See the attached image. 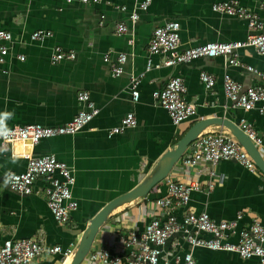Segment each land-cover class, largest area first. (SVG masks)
Wrapping results in <instances>:
<instances>
[{
  "label": "crops",
  "instance_id": "0c3cea01",
  "mask_svg": "<svg viewBox=\"0 0 264 264\" xmlns=\"http://www.w3.org/2000/svg\"><path fill=\"white\" fill-rule=\"evenodd\" d=\"M136 1L141 0H102L87 4L78 0L72 3L0 0V30L12 34L7 42L8 52L0 62V112H14L8 127L66 123L81 108L76 100L81 90L89 91L99 108L78 133L44 138L34 147V154H54L73 169L72 191L78 207L64 226L55 222L47 207L41 179L34 183L37 193L20 194L8 187L7 174L25 169L26 161L20 156L25 150L23 145L15 143L10 149L0 147V243L7 238H33L48 247H66L71 243L76 247L98 210L142 182L162 155L172 149L195 122L203 119L218 117L237 125L245 118L262 138L258 149L264 159L263 115L255 108L245 111L233 106L222 88V76L228 72L244 87L258 85L264 89V82L258 76L242 67L229 65L226 56L201 57L189 63L167 66L165 54H148L153 29L166 21H179V49L182 50L210 41L244 39L249 33L245 20L213 12L211 3L216 0H151L147 10L138 11V18L131 23L129 15ZM238 1L256 12L264 22V7L261 6L264 0ZM119 22L127 25L128 32L115 33V25ZM38 29L50 30L52 36L40 42L32 41L30 34ZM55 45L73 51L75 58L52 64L50 55ZM106 53L109 54L107 62L103 60ZM119 53L127 56L122 64L123 72L114 77L111 63ZM20 55L23 60L18 58ZM149 58L152 65L146 69ZM238 59L264 71V55L251 47L240 49ZM201 70L214 77L210 89L199 79ZM131 73H143L136 101L130 90ZM172 76L183 79L187 100L196 110L193 117L178 125L171 122L167 111L152 97V92L162 89ZM128 112L135 115L136 125L109 136L108 131L118 126ZM203 131L232 134L219 124H211ZM14 157H19L15 163ZM181 157L167 177L146 195L122 203L108 214L90 249L101 246L114 253H124L118 235L139 231L151 218L162 214L154 200L166 194L168 179L197 182L201 187L190 193L185 207L174 211L178 218L188 211H205L210 218L221 221L234 219L242 213L239 227L247 226L253 219L264 225V173L256 165L254 171H249L234 160H221L212 167L214 175L210 176L209 163L185 167ZM209 183H212L211 188L207 186ZM201 236L209 237L205 233ZM188 249V244L174 235L167 240L159 264H173L175 258ZM192 254L195 264H259L255 257L243 259L234 251L195 247ZM69 262L70 259H62L60 254L44 253L32 264ZM81 264L100 263L84 259Z\"/></svg>",
  "mask_w": 264,
  "mask_h": 264
},
{
  "label": "built area",
  "instance_id": "2783aa9c",
  "mask_svg": "<svg viewBox=\"0 0 264 264\" xmlns=\"http://www.w3.org/2000/svg\"><path fill=\"white\" fill-rule=\"evenodd\" d=\"M72 3L73 0H63ZM80 3H99L102 0H78ZM151 0L134 2L129 15L131 23L138 18V11L147 10ZM264 7V2L261 3ZM123 10L125 6L121 7ZM211 10L216 13L234 16L245 20L249 30L244 39L233 41H210L180 50V23L178 20H169L156 26L148 42V54H165V65L172 66L178 63H189L201 57H228V64L239 66L252 72L264 82V71L239 61L238 51L244 47L253 48L258 54L264 55V22L258 14L239 3L238 0H216L211 3ZM128 32L127 25L119 22L115 25V33ZM52 36L46 29H38L30 34V39L35 42L43 41ZM12 39V34L0 30V62L8 52L7 42ZM133 38L130 43H133ZM126 54L119 53L111 63V75L118 76L123 72L122 64ZM23 60V56H18ZM73 51H66L61 46L55 45L50 55L52 64H60L66 59H74ZM104 61H109V54L103 55ZM152 65L151 59L147 61L146 69ZM143 73H131L130 90L132 99L139 97L138 84ZM199 79L207 89L214 85V77L201 70ZM222 88L225 97L235 107L245 111L256 109L264 117V89L262 86L244 87L232 79L228 72L222 76ZM186 85L180 76L170 77L162 89L152 92V97L158 105L164 108L174 125L193 117L195 107L187 100ZM76 100L81 107L76 115L62 125L45 126L40 123L16 125L10 128L7 138H0V147L10 149L15 143H21L24 151L20 154L25 159V169L11 171L7 174L8 187L20 194L37 193L34 183L41 179L44 183L43 192L46 197L47 207L59 225H66L70 214L77 209L78 201L73 195L72 186L75 183L73 169L66 162L59 160L54 154H34V147L44 138L58 135H74L78 133L99 112V108L91 99L89 91L81 90L76 94ZM137 123L132 112L126 113L118 126L111 128L108 135L120 133ZM238 128L244 132L256 146L262 143L251 122L241 118ZM264 130V125L262 126ZM186 153L181 157L185 167H198L201 164H210L209 175H214L212 167L221 160H234L249 171L255 170L251 156L233 134L227 132L203 131L190 143ZM212 187V183L207 185ZM197 182L182 183L168 179L166 181V194L154 200L155 205L161 209V215L151 218L139 231H128L118 235V241L125 250L124 253H114L110 248L97 247L89 249L84 259L100 264H159L163 248L168 239L179 235L189 246L188 251L177 256L173 264H195L192 249L205 247L211 250L234 251L239 257L246 259L255 257L259 264H264V225L253 219L245 227H239L242 213L234 219L215 221L205 211L185 212L178 218L174 211L185 207L192 191L199 190ZM202 233L209 237L201 236ZM71 243L66 247L53 245L48 247L33 238L4 239L0 243V264H32L44 253L60 254L62 259H71L75 252ZM91 248V247H90Z\"/></svg>",
  "mask_w": 264,
  "mask_h": 264
},
{
  "label": "water",
  "instance_id": "95a60500",
  "mask_svg": "<svg viewBox=\"0 0 264 264\" xmlns=\"http://www.w3.org/2000/svg\"><path fill=\"white\" fill-rule=\"evenodd\" d=\"M211 124L224 125L227 129H229V131L236 137V139L242 144V146L251 156L255 165L264 173V159L258 149V146L254 145V143L248 137H246L244 132L240 130L236 124L218 117L197 121L190 127V129L172 149L166 151L162 155L154 169L142 182H140L129 192L118 196L98 210V212L90 220V223L83 230L69 264H81L87 252L89 251L100 227L106 221L108 214L116 206L146 195L155 184L166 178L173 165L179 160L189 144L199 133L203 131L204 128L210 126Z\"/></svg>",
  "mask_w": 264,
  "mask_h": 264
},
{
  "label": "clouds",
  "instance_id": "9594fccd",
  "mask_svg": "<svg viewBox=\"0 0 264 264\" xmlns=\"http://www.w3.org/2000/svg\"><path fill=\"white\" fill-rule=\"evenodd\" d=\"M14 117V112L3 111L0 112V138H7L10 133V128L8 127V121L12 120ZM19 157H14L13 162L15 163Z\"/></svg>",
  "mask_w": 264,
  "mask_h": 264
}]
</instances>
